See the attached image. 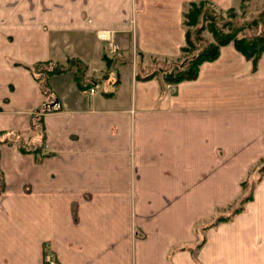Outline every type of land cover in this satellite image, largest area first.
Here are the masks:
<instances>
[{"label":"crops","instance_id":"1","mask_svg":"<svg viewBox=\"0 0 264 264\" xmlns=\"http://www.w3.org/2000/svg\"><path fill=\"white\" fill-rule=\"evenodd\" d=\"M190 1L0 0V264H264V171L215 221L264 157V49L167 82Z\"/></svg>","mask_w":264,"mask_h":264},{"label":"rangeland","instance_id":"2","mask_svg":"<svg viewBox=\"0 0 264 264\" xmlns=\"http://www.w3.org/2000/svg\"><path fill=\"white\" fill-rule=\"evenodd\" d=\"M203 7L205 14L201 16L203 17L202 20L199 21L198 19L199 24L196 25L197 27L201 26V31H198L197 33L193 31L194 28H187L188 31H191L190 37L194 42L193 47L191 46L187 53H183V55L174 62H166L164 64L165 66H159L160 68H158V72H160L164 77L165 75H168V71L170 70L173 75H176L177 72L175 73V70H173L172 68L179 71L187 57H195V55L201 51L202 47L205 44H207L208 42H216L213 36L214 34L211 32L212 29H214L215 32H219L218 35H221V38L226 37L224 35H230L237 39L251 38L255 36H261L262 38H264V0H232V3L227 7H220L207 0L204 1ZM195 29L197 31L199 28ZM109 34L112 38L111 40H113V42L118 45L113 37V33L111 32ZM96 36L98 37V33H96ZM106 47L107 44L105 41H103L102 48L106 55L117 54L120 51L119 45L118 47H116L115 52H112L110 48L108 49V47ZM126 55L128 56V54ZM126 55L125 57H127ZM129 55H131V52ZM134 56L136 55L133 51L132 56L127 58H138V56ZM147 65L149 66L150 63L148 62L147 64H145V67H147ZM188 67L189 64L187 66V69ZM32 121L35 122L36 120L32 119ZM263 167L264 157H262L258 162L254 163L250 167L247 176L242 179V181H246L245 185H242L240 181L239 186L241 187L242 193L227 205L221 206V209L217 210L218 216H216V218H218L219 216V218H229L244 209L243 204L252 199V188L254 185L259 183L264 171ZM207 222L208 220L205 221V223Z\"/></svg>","mask_w":264,"mask_h":264},{"label":"trees","instance_id":"3","mask_svg":"<svg viewBox=\"0 0 264 264\" xmlns=\"http://www.w3.org/2000/svg\"><path fill=\"white\" fill-rule=\"evenodd\" d=\"M203 3H204L203 0H201V1H190L188 4L187 10L184 11V13H183V24L185 25V44L181 47L182 53H187L189 51L190 47L191 46L193 47V45H194V42L192 41V39L190 37L191 31H188L187 28H189V27L192 29L194 28L193 31H195L197 33H198V31H201V29H202L201 26L197 27L196 25L199 24V21L203 19V17H201V16L205 14ZM198 19H199V21H198ZM197 21H198V23H197ZM195 28H199V29L196 31ZM211 32L214 34L213 36H214L216 42H208L207 44H205L202 47L201 51L195 55V57H193V58L187 57L179 71L172 68L173 70H175V73L177 72L176 75H173V73L170 70V71H168L169 73L167 76L166 75H165V77L163 76L164 80H166L167 82H175L176 83V82H179L182 80H188V79L195 78L197 75V72H198L199 65L204 61H210V60L215 59L219 53L220 46L228 44V43H232L233 46L240 53H242L247 59H251V61L253 63V67H255L256 61L258 60L261 52L264 49V38H262L261 36H255V37H251V38L237 39V38H234L233 36H230V35H224L226 37L221 38L220 37L221 35L220 36L218 35L219 32H215L214 29H212ZM231 35H233V34H231ZM190 63H191V65H190ZM188 64H189V67L187 69ZM44 65H47V61L36 63L33 66L32 71L34 73L41 72V74L39 76H36V79L38 80L42 90L44 92H47V89H48V84L46 83L47 82V76H49L50 74H53V73H58V72L62 71L63 69L61 67H57V66H54L51 68L50 67L45 68ZM189 68H191V69H189ZM43 73L46 75L45 78H43L44 77ZM76 79L79 80V77L78 78L76 77ZM245 182L246 181H241V184L245 185ZM219 217L215 219L216 222L217 221H225L228 219L227 217L226 218H219Z\"/></svg>","mask_w":264,"mask_h":264},{"label":"built area","instance_id":"4","mask_svg":"<svg viewBox=\"0 0 264 264\" xmlns=\"http://www.w3.org/2000/svg\"><path fill=\"white\" fill-rule=\"evenodd\" d=\"M97 33H98V38L101 39L102 41L106 42L108 49L110 48V50L112 52H115L116 51V47H118V45L116 43H114L113 40H111L112 38H111V36L109 34L111 32L108 31V30H99V31H97ZM98 86H99V83H94L88 89V91L90 93H94L95 89H97ZM44 261H45L46 264H55V260H54V258H53V256H52L50 251H48V252L46 251L44 253Z\"/></svg>","mask_w":264,"mask_h":264}]
</instances>
